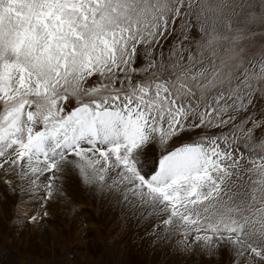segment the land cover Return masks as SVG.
I'll list each match as a JSON object with an SVG mask.
<instances>
[{"label": "snow or ice", "instance_id": "obj_1", "mask_svg": "<svg viewBox=\"0 0 264 264\" xmlns=\"http://www.w3.org/2000/svg\"><path fill=\"white\" fill-rule=\"evenodd\" d=\"M73 177L174 264H264V0H0L16 230Z\"/></svg>", "mask_w": 264, "mask_h": 264}, {"label": "rangeland", "instance_id": "obj_2", "mask_svg": "<svg viewBox=\"0 0 264 264\" xmlns=\"http://www.w3.org/2000/svg\"><path fill=\"white\" fill-rule=\"evenodd\" d=\"M73 183L83 193L82 200H72L67 191V199L49 204L47 219L26 230L17 231L12 221L15 198L0 203V264H174L167 248L157 247L110 193L84 186L74 177L68 184ZM4 188L0 185V201Z\"/></svg>", "mask_w": 264, "mask_h": 264}, {"label": "bare ground", "instance_id": "obj_3", "mask_svg": "<svg viewBox=\"0 0 264 264\" xmlns=\"http://www.w3.org/2000/svg\"><path fill=\"white\" fill-rule=\"evenodd\" d=\"M74 181V180H73ZM68 185V195L70 198H72V200H75V201H81L82 200V194H79V188L77 187L76 183H73L72 185ZM86 188V187H85ZM89 190V188H87ZM93 194V193H92ZM91 194L87 196V199L88 197L90 198ZM15 200V199H14ZM89 200V199H88ZM63 206V205H62ZM57 207V206H56ZM95 209V208H93ZM97 209V208H96ZM95 209V211H97ZM3 213V212H2ZM9 216V215H8ZM8 218V217H7ZM108 223V222H107ZM108 225V224H107ZM112 225V224H111Z\"/></svg>", "mask_w": 264, "mask_h": 264}]
</instances>
